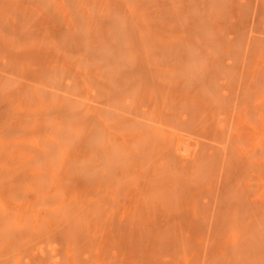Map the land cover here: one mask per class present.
<instances>
[{"label":"rangeland","instance_id":"obj_1","mask_svg":"<svg viewBox=\"0 0 264 264\" xmlns=\"http://www.w3.org/2000/svg\"><path fill=\"white\" fill-rule=\"evenodd\" d=\"M0 264H264V0H0Z\"/></svg>","mask_w":264,"mask_h":264}]
</instances>
